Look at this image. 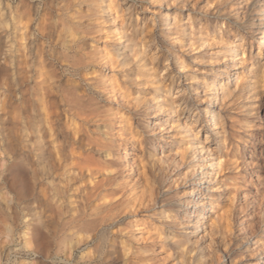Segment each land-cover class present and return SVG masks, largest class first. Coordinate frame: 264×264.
I'll return each mask as SVG.
<instances>
[{
	"label": "rangeland",
	"instance_id": "374dc122",
	"mask_svg": "<svg viewBox=\"0 0 264 264\" xmlns=\"http://www.w3.org/2000/svg\"><path fill=\"white\" fill-rule=\"evenodd\" d=\"M107 2L114 4V8L123 14L120 23L127 30L126 36L133 32L136 34V42H148L145 45L148 56L154 57V63L148 65L147 74L139 77L134 76L133 68L127 66L106 73L104 67H100L96 69V75L92 70L83 72L86 83L97 85V90L103 96L102 86L108 85L107 90L116 92L115 97H119L115 103L120 101L121 107L111 105L110 102H100V98L96 97L91 103L92 108L97 112H101L102 108L104 111L111 110L114 114L105 117L99 131L95 123L87 126V129L90 136L99 142H104L106 137L113 139L111 145L117 149L115 158L119 160L117 168L121 170L115 175L119 180L121 176L126 180L121 196L127 197L128 186L137 183L136 192L139 196L143 193L147 195L150 191L155 197L154 202L157 201L155 206L151 205L147 210L139 209L134 217L128 216L124 220L133 223L129 235L135 255L145 257L149 263L155 264H254L259 256L264 255V116L260 120L250 117L244 103L247 82L252 78V66L258 59H264V39L261 38L263 30L255 21L256 12L262 8L264 0H175L174 27L181 31L187 26L190 37L189 41L182 42V37L170 40L162 32L160 20L163 3L157 0ZM10 3V0H0V13L7 14ZM106 12H101V16L96 12L91 21L84 18L85 24L94 25L83 33V36H88L86 52L95 51L103 65L100 56L111 48L105 47L106 42H111L121 54L120 59L125 57L131 60L129 46L126 44L124 47L117 40L118 27L114 28L111 23L113 11ZM236 39L244 43L239 48L240 63L233 67L226 46ZM127 42L131 43L129 40ZM83 59L84 56H75L74 62L81 63ZM238 66L243 68L234 69ZM225 69L237 72L232 81L233 88L237 85L238 88L224 100L213 99L211 106L219 110L225 132L220 136L215 134L209 124L208 108L212 96L206 92L209 91L208 83L212 75ZM259 77L260 74L255 80ZM157 78L158 83L155 82ZM262 80V87L257 90L259 92L255 98H261L264 111ZM76 84L82 99L91 97L92 88L86 91L80 83ZM111 85H114V89ZM157 87L161 88L160 100L168 99L164 101L162 110H155L156 101H152ZM240 89H244L242 93H239ZM107 98L110 100V97ZM7 116L5 112H0V141L3 149L6 148L0 155V264H47L44 258L46 244L42 234L45 214L40 199L48 184L44 182L33 189L30 173L23 176L22 172L19 174L13 171L15 167H12L13 158L9 147L12 124ZM205 132L209 133L206 142L213 148L217 147L220 161L211 184L205 181L206 178H201V170L197 165L199 157L193 139L195 134V138L201 137L204 140ZM252 135L254 139L250 137ZM105 142V145L109 143L108 140ZM253 146L258 151L252 154ZM125 148L133 151L132 159L122 158ZM20 151L25 157L33 156L30 149ZM75 152L81 159L94 157L101 162L110 160L106 152L95 155L94 152L78 148ZM249 160L254 162L246 166L244 162ZM20 165L27 168L23 163ZM128 165H131L129 171ZM94 177L98 181L106 179L100 173ZM225 179L228 184L226 188L222 185ZM50 180L53 182L49 181L50 185L58 184V173H53ZM206 186L209 187V193L214 194L212 200L216 206L209 220L217 232L212 243H209L203 231L196 230L194 213L190 207L192 199L197 201L199 193V196L205 194ZM161 199L166 202V206L160 207L158 200ZM25 214L31 220L29 236L32 237V248L23 251ZM34 226L39 227L36 230ZM112 230L113 227L109 231ZM150 235L152 237L149 238ZM116 245L121 247L120 243ZM94 246L91 243L77 249L75 259L78 260L83 253L92 252ZM201 246H204L206 252L205 262L196 257L197 248ZM47 260L48 264H54L55 260ZM107 264L115 263L109 260Z\"/></svg>",
	"mask_w": 264,
	"mask_h": 264
},
{
	"label": "bare ground",
	"instance_id": "6f19581e",
	"mask_svg": "<svg viewBox=\"0 0 264 264\" xmlns=\"http://www.w3.org/2000/svg\"><path fill=\"white\" fill-rule=\"evenodd\" d=\"M14 1L10 0L7 14L0 13V53L2 52L0 54V112H5L12 124L9 147L13 158L12 167H15L13 171H17L19 174L22 172L23 176L30 173L33 189L38 184L44 182L48 184L46 192L43 191L42 199H40L42 212L45 214L42 221V234L46 244L45 262L48 264L47 259H53L55 260L54 264H107L109 260H112L115 264H155L149 263L145 257L135 255L131 235H129V228L133 223L124 222L128 216L134 217L139 209L147 210L151 205L155 206L157 201L154 202L153 193L149 191L147 195L143 193L139 196L136 192L137 183H134L132 186H128L129 190L126 189L129 193L128 196H121L122 189L126 187V180L123 176L119 180V177L115 175L121 170L117 168L120 162L115 158L117 149L111 145L113 139L106 137L109 143L105 145L103 143L106 140L99 142L90 136V131L87 129V126L95 123L97 131H99L105 122V117L114 114L111 110L104 111L103 108V111L97 112L91 106L92 101L97 97L100 98V102L107 104L110 102L111 105L117 104L119 107L120 101L115 103L119 97H115L116 92L107 90L108 85H103L101 90L107 97H110L109 100L101 94V91L97 90V85L86 83L87 80L85 81L83 75V72L88 70H92L96 75V69L100 67H104L106 73L108 70L123 66L133 68L134 76L146 75L149 63H154V57L148 56V51L145 48L148 42H136V34L133 32L126 36L127 30L120 23L123 14H120L114 8V4L108 3L107 0H59L58 2L56 0H37L35 2L18 0L16 4ZM157 1L164 4L160 20L164 35L170 40L182 37L181 42L189 41L187 26L181 31L174 27L173 2L175 0ZM261 7L256 12L255 21L262 28L261 38L264 39V4ZM85 9L87 12H83ZM107 10L113 11L111 23L114 28L118 27L117 32L115 31L118 34L117 40L122 46L126 47V44L129 46L131 60H127L125 57L120 59L121 54L111 42H106L105 47L111 48L104 51L102 57L100 56L103 65L98 60L99 57L95 51L86 52L88 36H83V33L88 32L87 30L92 24H85L84 18L87 17V20L91 21L96 12L101 16V12ZM89 12H94V14ZM2 33L3 35H1ZM175 34L178 36H174ZM93 39L95 40V38ZM237 40L231 41L226 46L233 67L240 63L239 48L244 43V41ZM75 56H84V59L81 63L74 62ZM239 68L243 67L238 66L234 69ZM252 68L253 72L250 74L252 78L247 82L244 108L250 117L260 120L264 116L262 100L255 96L259 92L257 90L262 87L261 82L264 79V59H258ZM257 71L260 72L258 73L260 77L256 81ZM236 74L237 72L233 73L230 69L218 70L208 83L209 91L206 94L212 96L208 108L209 124L215 134L220 136L225 133L221 123L222 117L219 110L211 105L213 99L224 100L236 92L238 85L233 88L232 81V77H235ZM158 78L155 80L156 83L159 82ZM76 83H80L86 91L92 88L91 97L82 99ZM111 88L114 89V85H111ZM243 90L240 89L239 93H242ZM160 91L161 88L157 87L152 96V101H156L155 110H162L165 106L164 101H168L165 98L160 100ZM258 126L256 125V128L260 129ZM103 134L107 135L105 132ZM193 135L195 149L199 157L197 165L201 170V178H206L205 181L208 180V184H211L220 165L218 149L211 147L206 142L209 139V133L205 132L204 140H201V137L195 138V134ZM250 137L254 139V135ZM3 147L0 141V155L6 151V148L3 149ZM26 148L30 149L33 156L21 155L20 150ZM77 148L94 152L95 155L106 152L110 160L101 162L94 157L81 159L76 155L75 149ZM257 151V147L253 146L252 154ZM122 152V158L132 159L133 151L130 148H125ZM253 162V160H249L244 164L250 166ZM21 163L25 164L27 168H23ZM127 169L129 171L131 165H128ZM53 173H58L59 182L50 185ZM97 173L105 175L106 179L95 180L94 176ZM88 176L89 178H87ZM251 177L253 178V176ZM222 185L224 188L228 186L226 179ZM255 191L258 192L257 187H255ZM199 195L196 197L198 200L192 199L190 204L195 217V228L197 231H203L208 237L209 243H212L213 236L217 232L209 224V220L216 207L212 200L215 197L214 194L209 193L207 186L205 194ZM120 196L121 198H119ZM123 197L125 199L121 200ZM120 200L121 202L118 203ZM158 203L160 207L167 205L162 199L158 200ZM127 208L128 210H126ZM24 218L26 229L23 231L25 241L22 250L30 249L32 244V237L29 236L31 220H28L27 214ZM34 227L36 228V226ZM109 227H113V230L109 231L111 229L108 230ZM31 229L33 228L31 227ZM91 243L95 245L93 251L83 253L76 260L75 251ZM116 243H120L121 247H118ZM20 250L17 252L20 253ZM196 255L198 260L205 262L204 246L197 248ZM60 259L65 262L62 260L60 262ZM254 264H264V255L259 256Z\"/></svg>",
	"mask_w": 264,
	"mask_h": 264
}]
</instances>
